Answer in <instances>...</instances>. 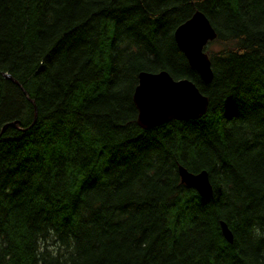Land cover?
<instances>
[{
  "label": "trees",
  "instance_id": "1",
  "mask_svg": "<svg viewBox=\"0 0 264 264\" xmlns=\"http://www.w3.org/2000/svg\"><path fill=\"white\" fill-rule=\"evenodd\" d=\"M196 11L207 84L173 36ZM161 70L208 106L143 129ZM0 264H264V0H0Z\"/></svg>",
  "mask_w": 264,
  "mask_h": 264
},
{
  "label": "water",
  "instance_id": "2",
  "mask_svg": "<svg viewBox=\"0 0 264 264\" xmlns=\"http://www.w3.org/2000/svg\"><path fill=\"white\" fill-rule=\"evenodd\" d=\"M173 36L190 67L205 82L210 81L212 70L204 47L216 37V32L207 17L200 11L194 12L177 26ZM4 76L11 78L8 74ZM132 98L137 109L136 120L142 128L154 127L172 119H195L203 115L208 106V98L191 80L174 79L165 70L141 71ZM8 124L14 126L16 123ZM178 174L181 182L194 188L201 197L207 198L211 195L212 187L205 170L194 173L179 166ZM220 228L225 240L231 242L232 235L226 223L221 221Z\"/></svg>",
  "mask_w": 264,
  "mask_h": 264
},
{
  "label": "bare ground",
  "instance_id": "3",
  "mask_svg": "<svg viewBox=\"0 0 264 264\" xmlns=\"http://www.w3.org/2000/svg\"><path fill=\"white\" fill-rule=\"evenodd\" d=\"M214 39H215V38H214ZM214 39H213V40H214ZM213 40H211V41H213ZM209 42H210V41H209ZM209 42H208V43H209ZM208 43H207V44H208ZM207 44H206V45H207ZM178 49H179V48H178ZM179 50H180V49H179ZM180 51H181V50H180ZM181 52H182V51H181ZM206 54H207V53H206ZM183 55H184V54H183ZM207 56H208V55H207ZM208 58H209V57H208ZM209 60H210V59H209ZM187 63H188V62H187ZM188 65H189V64H188ZM210 65H211V64H210ZM189 67H190V65H189ZM190 68H191V67H190ZM191 69H192V68H191ZM192 70H194V69H192ZM194 71H195V70H194ZM195 72L198 74L197 71H195ZM139 73H140V72H139ZM212 75H213V74H212ZM198 76H199V74H198ZM199 78L201 79L200 76H199ZM211 79H212V77H211ZM211 79H210V81H211ZM201 80H202L204 83H206V84L210 82V81L205 82L203 79H201ZM132 100H133V98H132ZM133 103H134V102H133ZM134 106H135V105H134ZM136 110H137V109H136ZM136 119H137V117H136ZM136 122H137V120H136ZM137 124H138V123H137ZM139 127H141V126H139ZM141 128H142V127H141ZM143 129H148V128H143ZM179 166H182V165H179ZM179 166H178V167H179ZM177 171H178V169H177ZM178 175H179V174H178ZM180 181H181V179H180ZM184 185H185V184H184ZM185 186H186V185H185ZM189 188H191V187H189ZM192 189H194V188H192ZM194 190H195V189H194ZM196 192H197V191H196ZM220 222H221V221H220ZM219 225H220V223H219ZM220 229H221V228H220ZM228 229H229V228H228Z\"/></svg>",
  "mask_w": 264,
  "mask_h": 264
},
{
  "label": "rangeland",
  "instance_id": "4",
  "mask_svg": "<svg viewBox=\"0 0 264 264\" xmlns=\"http://www.w3.org/2000/svg\"><path fill=\"white\" fill-rule=\"evenodd\" d=\"M212 46H214V45H212ZM216 47H217V46L215 45L214 48H216Z\"/></svg>",
  "mask_w": 264,
  "mask_h": 264
}]
</instances>
